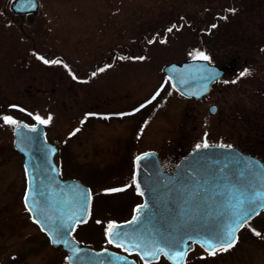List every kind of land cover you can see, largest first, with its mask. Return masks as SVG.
<instances>
[{"label": "rangeland", "instance_id": "374dc122", "mask_svg": "<svg viewBox=\"0 0 264 264\" xmlns=\"http://www.w3.org/2000/svg\"><path fill=\"white\" fill-rule=\"evenodd\" d=\"M40 1V15L25 33L43 60L57 59L53 65L39 59L31 41L12 29L2 14L5 0H0V264H69L67 253L32 223L23 204V157L13 145V130L21 121H48L46 136L59 148L55 162L61 177L91 188L92 223L74 236L86 245L93 242L94 249L120 252L105 240V233L111 221L129 218L140 202L132 180L137 154L154 150L172 171L184 155L206 143L236 147L264 162V0L238 31V39L220 36L227 42L211 47L216 64L236 58V68L201 99L178 94L163 71L171 62L200 58L197 53L205 51L193 44L198 30L176 31L174 26L165 43L152 45L121 32L127 31V17L139 12L138 7L157 8L145 14L149 18L160 7L177 13L175 6H181L203 21L205 5L199 0ZM123 46L133 48L134 59H119L115 68L100 70L88 82L74 81L77 69L67 63L78 66L80 77L86 78L88 69ZM147 101L146 108L129 114ZM211 105L217 106L216 114L210 113ZM96 175L104 182L91 184L89 177ZM102 202L118 209L99 211ZM159 264L169 263L161 259ZM187 264H264V211L239 231L233 248L209 255L196 246Z\"/></svg>", "mask_w": 264, "mask_h": 264}, {"label": "water", "instance_id": "95a60500", "mask_svg": "<svg viewBox=\"0 0 264 264\" xmlns=\"http://www.w3.org/2000/svg\"><path fill=\"white\" fill-rule=\"evenodd\" d=\"M11 8L16 14H26L32 25L40 2L14 0ZM234 61L223 67L203 59L171 62L163 71L180 95L201 99L216 81L234 69ZM217 109L211 105L209 110L216 114ZM13 133L14 147L24 158L25 207L27 195L32 210L26 209L32 221L52 245L67 252L69 264H137L125 254L85 247L74 238L76 225L89 215L91 190L76 179L60 178L54 159L58 148L48 142L44 124L20 122ZM134 182L143 202L134 208L128 221L113 223L120 226L116 231L127 233V237H110L109 229L106 236L113 245L138 254L147 263L164 256L171 264H186L196 244L204 250L203 245L208 243L219 249V241L226 239L230 231L237 241L244 225L264 210V162L236 147L196 148L178 162L172 173L163 169L155 151L142 153L134 159ZM238 198L244 200L239 207ZM241 211L249 214L237 223ZM134 216L138 221L129 224ZM145 252L154 255L144 256ZM177 252L183 253L182 259L176 257Z\"/></svg>", "mask_w": 264, "mask_h": 264}, {"label": "trees", "instance_id": "16d2710c", "mask_svg": "<svg viewBox=\"0 0 264 264\" xmlns=\"http://www.w3.org/2000/svg\"><path fill=\"white\" fill-rule=\"evenodd\" d=\"M134 1V0H133ZM200 4L202 5L204 4L205 6L202 9L201 14H203L205 16L206 19H204L203 21L201 19H198L197 17H195L194 15H196L193 12H185V11H181L180 8H182L181 6H175V8H179L177 10V13H173L167 12V7H160L158 8L157 13H153L151 14V16H149V18L145 17V14L151 10V9H157V8H150L148 9V7H138L140 8L139 12H134L132 13V15L130 17H127V21L125 22L126 26L124 29H126L127 31L124 32V30H122V34L127 33V35H129L128 37L136 40V41H141L143 40H148L149 41V45H152L154 43H159V44H163L165 43L168 39V34L172 31H174V28H172V31H168V29L170 28L171 24L174 23H180L183 18H186L188 21H192V22H199L200 24L205 23L207 25V27H205L206 29H202V30H195L197 32H194V37L193 38V44H195V46H197L198 48L202 49L203 51H205L203 54L206 55L207 57H209L210 61H212L213 63H216V61L213 60V50L211 47H213L214 45H218V43H222L225 39L224 38H220V36L223 37H231V38H235L238 39L239 36H237L238 31L242 30L244 28V23H247L250 21L249 17L254 16V8L261 6L263 0H232L231 4L233 6V12L230 13V16H232L231 19L225 18L224 20H221L220 23H218L217 25H215V27L212 26L213 21L211 20V16L213 14V9H215L213 7V3H216L217 7H222L223 5H230L229 0H199ZM199 1L197 3H199ZM173 3V2H172ZM163 4V3H162ZM213 7V8H212ZM216 7V8H217ZM183 9V8H182ZM142 11H146V12H142ZM245 15L248 18H244ZM143 16V17H142ZM140 17V18H137ZM142 20L139 25H137L135 22ZM116 25V21L113 22V25ZM212 26L209 31H207V28ZM129 27V28H127ZM133 27V28H132ZM116 28V26H115ZM123 29V28H122ZM232 29V30H231ZM178 31V30H176ZM213 36V37H212ZM237 36V37H236ZM140 37V39H139ZM243 39V37H241ZM240 38V40H242ZM162 39V41H161ZM227 42V39L225 40ZM117 46V45H116ZM214 46V47H215ZM67 161V160H66ZM88 181L93 184H99V183H103L104 182V177H100L98 175L96 176H92L89 177ZM135 199L138 198V196L134 195ZM103 202L100 203V205L97 207V209L99 211H106V210H117L118 208L115 206H111L108 205L106 203ZM102 205V206H101ZM122 208L121 211L124 212V208ZM92 223V218L91 220L84 225L83 227L90 225ZM82 227V228H83ZM83 235L88 236L87 235V231H83ZM90 239V238H89ZM88 243H93V242H88ZM159 262L153 263V264H159Z\"/></svg>", "mask_w": 264, "mask_h": 264}, {"label": "flooded vegetation", "instance_id": "af4514ba", "mask_svg": "<svg viewBox=\"0 0 264 264\" xmlns=\"http://www.w3.org/2000/svg\"><path fill=\"white\" fill-rule=\"evenodd\" d=\"M13 1L14 0H5L4 6L2 9L3 16L6 18H9V21L11 22L10 25L12 26L13 30L17 31L16 33H18L19 35H22L23 37L31 41V43L33 44L34 53L42 57L43 54L38 52L36 42L32 40V38L29 39L30 38L29 35L25 33L26 28L28 26H31L30 24H28L27 15L26 14L20 15V14L14 13L11 8ZM229 2H230V5H223L222 7H217L213 9V14L211 16V20L213 21L212 26L217 25L218 23L221 22V20H224L228 16H229L228 19L232 18V16H230V13L234 11L233 10L234 8L231 4L232 0H229ZM174 26L175 27L177 26L178 31L183 27H191V26L193 30L199 31V30L205 29L206 24L203 23L201 24L200 27L196 29L192 21H188L186 18H183V20L180 23L171 24L170 28ZM207 29H209V27ZM133 53H134V50L130 46H123L122 50L118 48L114 49L112 51L111 56L101 59L100 62L94 64L93 69L87 70L86 78L80 77L81 70L77 68L78 66H76L73 63L72 64L67 63V64L69 68L73 70L77 69V71H75V74H73V79L75 82H88L92 78V76L97 74L100 70L105 69V68H115L119 59L125 60L128 57L134 59L135 55ZM56 60H52V61H56ZM50 64L53 65L55 63H50Z\"/></svg>", "mask_w": 264, "mask_h": 264}, {"label": "snow or ice", "instance_id": "6c2138e0", "mask_svg": "<svg viewBox=\"0 0 264 264\" xmlns=\"http://www.w3.org/2000/svg\"><path fill=\"white\" fill-rule=\"evenodd\" d=\"M213 27H215V25H213ZM168 31H172V28H169ZM197 55L204 59V60H208L209 57H207L206 55H204L203 53H197ZM39 59H42L43 60V57H38ZM43 62L45 64H48L50 63V61L48 60H43ZM51 63H58V61H51ZM246 74V70L244 73H241V75H245ZM214 110V109H213ZM6 122L8 123H15V121H13L10 117H5L4 118ZM37 120L40 121V123H47L48 121L46 120H41L39 117H36ZM76 131H79V129H77ZM74 134V133H73ZM208 145L205 143L204 147H207ZM201 146L200 145H197V148H200ZM112 191H123V189H113ZM85 199H87V194H86V197ZM239 199V198H238ZM27 200H28V196L26 195L25 197V201H26V207L29 208V211H31V207L28 206L27 204ZM244 203V200L243 199H239V204L237 205V207H239V205H242ZM252 202L249 201V204H251ZM137 211H140V209H137ZM249 213L247 211H241L240 214H239V217L237 219V223H239V220H243L245 219V217L248 215ZM138 217L134 216L133 217V220L129 221L128 223L129 224H133V223H136L138 221ZM79 222L81 223H86V220H83L81 219ZM62 227V226H61ZM120 226H117V225H113V224H109L108 225V229H109V236L110 237H116V236H124V237H127V233H120L119 231H116L117 228H119ZM257 235H259V233H256ZM113 240L112 239H109V243H112ZM236 237L234 235V232L233 231H230L228 234H227V238L226 239H222L219 241V247L222 248L224 251H227L228 249L232 248L235 246L236 244ZM119 246V244L117 245ZM139 246V245H137ZM205 247V250L209 252V255H215L216 254V251H217V246L214 245V244H211V243H208L206 245H203ZM162 251V250H160ZM148 255H154V253H150V252H145L144 253V256H148ZM176 257L178 259H182L183 258V253L182 252H177L176 254ZM144 258V257H142Z\"/></svg>", "mask_w": 264, "mask_h": 264}]
</instances>
